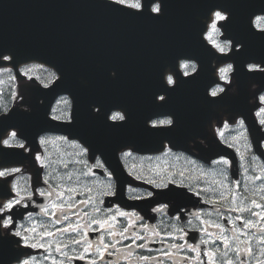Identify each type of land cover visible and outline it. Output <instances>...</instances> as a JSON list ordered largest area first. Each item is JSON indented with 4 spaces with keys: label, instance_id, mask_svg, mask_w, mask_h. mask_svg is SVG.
Masks as SVG:
<instances>
[{
    "label": "water",
    "instance_id": "1",
    "mask_svg": "<svg viewBox=\"0 0 264 264\" xmlns=\"http://www.w3.org/2000/svg\"><path fill=\"white\" fill-rule=\"evenodd\" d=\"M110 4L111 0H0V51L14 54L13 61L0 62V67L12 65L21 75L22 63L38 61L59 75L48 87H32L28 98L0 116V166L25 162L15 156L17 149L2 145L12 128L36 144L45 131L69 132L110 157L117 151V132L124 133L122 142L129 135L128 142L144 150L166 139L186 149L195 136L207 135L200 129H206L213 107H243L232 102L241 100L236 96H210L218 82L216 64L234 62V77L246 102L251 98L250 79L264 84V72L246 68L248 62L264 65V33L254 24V18L264 14V0H163L164 14L158 19L128 15ZM217 10L228 13V21L220 26L223 37L232 41L229 54L218 52L205 37ZM182 59L195 60L197 71L184 76ZM169 72L176 85L167 84ZM62 94L73 100L74 122L69 125L49 116ZM162 94L166 98L159 101ZM94 105L102 115L93 116ZM116 108L127 111L129 118L110 122ZM159 114L172 115L174 124L148 127V120ZM245 118L254 128V117L246 112ZM8 194L9 186L0 181V197ZM19 254L15 239L3 236L0 229V264H12Z\"/></svg>",
    "mask_w": 264,
    "mask_h": 264
},
{
    "label": "flooded vegetation",
    "instance_id": "2",
    "mask_svg": "<svg viewBox=\"0 0 264 264\" xmlns=\"http://www.w3.org/2000/svg\"><path fill=\"white\" fill-rule=\"evenodd\" d=\"M227 49L228 47L225 48ZM228 65L231 64H226L221 68H226ZM250 66H253V69L264 70L258 64L252 63L249 64V68ZM221 75V83L215 86L213 91L221 87L226 89L228 84H233L231 91L236 93L232 68L231 81H228L225 73ZM259 87L254 83L251 89L254 98L250 102L254 105L253 113L256 118L254 128H250L248 121L245 120L244 112L247 107H232L235 108L232 111H229L230 107H213L210 118L212 120L207 121L209 130L200 129L201 133H208V135L192 139L186 149L172 146L168 140L163 143V149L158 152H139L132 146L116 144L113 150H117V154L113 152V156L110 157L108 152H102L99 146L96 145V148L91 150L80 139L66 134L47 133L41 136V138L50 140L51 143L44 146L39 145L35 148V155L39 152L45 158L44 162L47 167L42 168L34 155V160L27 162L24 166L0 169H20L19 172L7 176L11 181V186L15 183L19 189H27L33 194L30 201H24L27 207L17 205L13 210L16 226L21 224L24 228L35 226L38 233L45 230L55 233L54 236H45L43 240H40L38 235L36 236L37 240L45 245L44 248L24 247L21 238L17 237V245L23 251L21 259L31 257L33 264H51L52 259H55L58 264L61 261L63 264H89L90 260H96L97 264H198L193 258L197 254L189 251L187 244L207 240V244L200 245L201 255L204 250L217 247L223 251L221 241L217 240V237L221 235V229L215 227V224H220L227 229L224 235L229 237L233 248L238 244L234 237L239 236V241H250L251 247L256 252L255 256L245 255L243 252L245 245L240 243L241 256L237 257L234 252L229 251V257L236 260V264H240L241 260L244 264H257V260L264 261V256L259 255V249L264 245H260L254 238L261 235L260 229L264 228V220H260L250 212L231 211L237 206L247 205L260 216H264V208H253L250 202L255 199L258 203L264 204V199H261L264 197V192L259 190L264 185V180L252 179L258 175L264 176V171H262L264 169V126L259 123L261 119H264V113L256 115L260 108H264V103L259 102V96L264 94V87L256 94ZM68 110L71 115V107H68ZM54 112L55 108L53 115ZM117 112L124 115L121 109L116 108L111 116ZM61 119L67 120L65 117ZM165 119L172 118H156L150 123ZM241 120L244 121L243 126L239 124ZM225 122L228 123L227 128L222 127ZM218 129L223 130V137L219 135ZM58 137H67V140L62 141L57 139ZM10 142L14 145L23 143L25 147L22 149L25 152H31L33 149L31 145L20 140ZM74 143L87 147L88 154L77 155L79 149L73 146ZM229 145L232 146L229 147ZM167 149L170 151L164 155ZM128 151L132 153L131 156H122V153ZM241 156L244 157L243 160ZM222 157L228 159L230 165L212 163ZM97 160L103 167L97 165ZM65 164L67 167L64 166ZM241 164L244 167H241ZM245 168H247L246 172ZM90 169V174L83 175V173H89ZM108 173L112 174L111 179ZM180 173H183V176ZM69 174L72 176L71 180L67 178ZM169 177L174 179L175 183L169 184L165 189H157L146 182L148 179L160 182L161 179L167 180ZM45 179H48L47 185L44 183ZM236 180L241 182L239 188L235 186ZM181 182L183 186L178 187L177 185ZM109 183L114 194L104 195L103 193L108 191ZM57 185L62 187L57 188ZM66 188H74L75 191H64ZM87 188H91L92 191H86ZM37 189L45 191L56 189V191L53 192L51 198H48L40 196ZM60 191H64L62 200L57 199V192ZM149 191L154 193L151 198H131L146 197ZM197 192L199 195L196 194ZM221 194L225 199L220 200ZM69 197H71L70 200ZM90 198V203H80ZM51 201L66 202L65 211L69 215L67 221L61 219L59 224L55 223V217L51 216L53 211ZM210 201L219 202L211 203ZM68 204L73 205L70 211L67 208ZM162 204H167L168 207L161 212L153 211ZM44 206L49 208V215L41 211ZM94 208H99L100 211L95 212ZM117 208L129 213L135 212L142 217L141 220H135L134 217L124 218L117 215L118 222H115V232L118 233L125 226L132 225L123 237L109 235L112 229L106 225L91 224L93 219L101 220L116 215ZM29 213L32 215L29 216ZM197 213L199 219H197ZM63 214V212L58 213L60 216ZM238 215L256 222L255 228L250 231L245 230L248 231V235H240L239 232L232 230L233 224L229 221H234L238 228L241 226L239 221H235ZM201 221H207V223H201ZM69 224L81 225L79 232L56 231ZM84 225L90 226L84 227ZM181 228L184 232L177 231ZM20 230L22 235L29 237L36 235L31 232L25 233L23 229ZM3 231L13 236L11 230L3 229ZM80 233H86V238L93 244L91 254L86 255L84 260L78 258L84 254V245L71 243L72 239L81 238ZM137 235L143 236L144 239H137ZM101 238L104 243L114 245L104 253L103 259L96 254V246L100 244ZM213 241L216 243L213 244ZM49 244L52 245L51 248L48 247ZM57 244L68 245L62 248L67 256L56 252ZM140 244L144 247H137ZM179 244H183L184 247H172V245ZM129 245H131L130 248ZM166 252L169 255H164ZM141 256H150L153 259L144 261L140 259ZM13 264H17V261Z\"/></svg>",
    "mask_w": 264,
    "mask_h": 264
},
{
    "label": "snow or ice",
    "instance_id": "3",
    "mask_svg": "<svg viewBox=\"0 0 264 264\" xmlns=\"http://www.w3.org/2000/svg\"><path fill=\"white\" fill-rule=\"evenodd\" d=\"M112 5L117 6L115 10L117 11H121V12H125L128 15H136V16H144L147 15L152 19H158L160 16H162L164 14V9H163V0H111V4L109 5V7H111ZM213 15V20L211 23V29L213 31H218L217 28V22L219 21H224L227 22L229 17L225 16L222 14V11H214ZM255 26L258 28V30L261 33H264V15L261 16H256V20H255ZM228 45L226 44L225 47H227ZM216 47L219 48L220 52H224L225 47H220L219 45H216ZM14 60V54L12 53H5L4 51H0V62H5V61H13ZM181 67L183 69H188L189 67H191L192 72L194 73L196 71V65L192 64L189 65L187 63H184L181 65ZM232 65H228L226 68H220V72L221 74L227 73L229 70H231ZM249 70H253V66H250ZM3 71H10V69H3ZM27 71H30V69H28ZM27 71L24 72V74H27ZM184 75H189V73L187 71L184 72ZM175 80L173 78L172 75H168L167 76V84L168 85H175ZM44 87H48L47 84L44 85ZM225 89L223 87L219 88L218 90H214L210 93V95L212 97H216L218 95V93H222L224 92ZM159 100L164 101L165 97L164 96H159L158 97ZM259 102L260 103H264V94L259 96ZM63 103L67 104L68 101H63ZM97 111H99V109H97ZM261 113H264V108H260L259 111L256 113L257 116H259ZM54 119H59V117H54ZM65 119L67 120H71V115L70 114H65ZM110 119L112 121H124L125 120V115L117 112L114 113ZM173 120L172 119H165V120H160V121H155L152 123V127L153 128H163V127H170L173 125ZM244 121L241 120L239 122L240 126H243ZM259 123L264 126V119H261L259 121ZM223 128H227L228 127V123L225 122L222 126ZM219 135L221 137H223L224 133L222 129H218ZM17 133L15 131L11 132L9 135V138L7 139H3L2 140V144L5 147H13V146H18L20 148H24L25 145L23 143H18V144H13L10 141H14L16 139ZM57 139L62 140V141H66L67 137H58ZM39 143L41 146L47 145L49 143H51L50 140L45 139V138H41L39 140ZM74 147H76L77 149H79L77 155L80 156H85L88 154L89 149L87 147H84L81 144H73ZM232 145H229V147H231ZM168 151H170V149H167L164 153V155L168 154ZM132 153L130 151L128 152H124L122 153V156L124 157H128L131 156ZM244 157L241 156V160H243ZM35 160L37 162L40 163V166L42 168L47 167V165L45 164L44 160L45 158L38 152L35 155ZM212 163L214 164H224V165H230V161L228 159L225 158H221L220 160H216V161H212ZM97 165L100 167H103V165L97 160ZM65 167H67V165H64ZM159 167V166H157ZM241 167H244L243 164H241ZM20 169L18 168H13L11 170H0V178H5L9 175H11L12 173L15 172H19ZM161 171H163V169H161ZM247 171V168H245V172ZM262 171H264V169H262ZM91 173V169L89 170V173H83V175H88ZM181 176H183V173H180ZM112 174L108 173V177L109 179H111ZM69 180L72 179V176L69 174L67 177ZM227 178V177H225ZM137 179H139V177H137ZM252 179L254 180H264V176H256L253 177ZM147 183L153 185L155 188L157 189H165L169 186V184L175 183V180L172 179L171 177H169L167 180L165 179H161L160 182H157L155 179H148L146 181ZM44 183L47 185L48 184V179L44 180ZM240 181L236 180L235 181V186L237 188H239L240 186ZM178 187L183 186L182 182L181 184L177 185ZM62 187L61 185H57V188ZM111 184H108V191L103 193L104 195H111L114 194L111 191ZM260 191L264 192V185H262L259 189ZM37 193L42 196V197H48L51 198L53 195V192L56 191V189H52L50 191H45L43 189H37L36 190ZM64 191L67 192H74L75 189L74 188H66L64 189ZM64 191H60L57 192V199L62 200L64 197ZM86 191L91 192L92 189L91 188H87ZM23 193V194H22ZM197 195H199V192L196 193ZM32 193L28 192L27 189H19L18 186L13 183L11 186V191L9 192L8 196L2 200H0V229H8L11 230V233L13 236L16 237H20L21 240L23 241V246L24 247H30V248H44L45 245L43 243H40L39 240H37L36 236L38 235L40 237V240H43L45 236H54L55 233L52 231H47L45 230L44 232H37V228L35 226L33 227H29V228H24V226L21 224L19 226H16L15 224V220H14V212L13 210L17 207V205H21L24 207H27V204L24 203V201H30L32 199ZM154 193L152 191L147 192L146 197H140V196H134L131 197L132 199H144V198H151L153 197ZM235 195V193L233 194ZM69 200L71 199V197L68 198ZM225 199V197L223 196V194H221L220 196V200ZM244 199H247V197H244ZM261 199H264V197H261ZM90 200H85V201H80L81 204H88L90 203ZM211 203H218L219 201H210ZM251 205L253 208H264V204H260L258 203L255 199H252L251 201ZM65 203L66 202H62V203H56L55 201H51V207L53 209V211L51 212V216L55 217V223L59 224L61 222V219L67 221L69 219V215L67 214V212L65 211ZM73 205L72 204H68L67 208L70 211L72 209ZM168 207L167 204H162L157 208H154L153 211L154 212H161L164 209H166ZM41 211L45 214V215H49V208L47 206H44L41 208ZM93 211L95 212H99L100 209L99 208H94ZM109 211H111L109 209ZM231 211H237L240 213L243 212H250L253 216H257L259 217L260 220H264V216H260V214L258 212H254L252 210V208H249L247 205H240L237 206L236 208H232ZM63 212L64 214L62 216L58 215V213ZM6 213H9L8 215H6ZM29 216H31L32 214L29 213ZM85 215H88L87 213H85ZM117 215L119 217H124V218H128V217H134L135 220H141L142 217L138 216L135 212L129 213L126 211H122L119 208H117L116 210V215H112L109 217H106L104 219L101 220H97V219H93L91 221V224H96V225H100V226H108L109 229H112L111 231H109V235H119L121 237L124 236L125 233L128 232L129 227H131L132 225L129 224L128 226H125L120 232H115L114 228H115V222L117 221ZM197 219H199V214L197 213ZM235 221H239L240 222V227H236L235 222L234 221H229L230 224H233V231L234 232H239L240 235H248V231H250L251 229L255 228L256 222H254L252 219H245L243 216L238 215L235 217ZM201 223H207V221H201ZM90 225H84V227H89ZM42 227H45L42 225ZM145 227H148L147 225H145ZM216 228L221 229V235L217 237V240H220L222 245H223V251H221L220 248H213V249H208V250H204L202 252L201 255V248L200 245L201 244H207L208 241L207 240H201L199 243H195V244H187V248L189 251L196 253L197 255L195 257H193L195 260H197L198 264H236V260H234L233 258L229 257V251L234 252L236 254L237 257L241 256V249L239 247V244L242 243L245 245V248L243 250L245 255L248 256H255L256 252L253 250V248L251 247V242L250 241H239V236L234 237L235 240L238 241V244L235 248H233L232 243L229 240V237L224 235V232L227 230L225 228L222 227V225L220 224H215ZM81 228V225L76 224V225H72L69 224L66 227H64L63 229H56V231H60V232H64V233H68L69 231L71 232H79ZM20 229H23V232L27 233V232H31V233H35L36 235H33L32 237H29L27 235H22V231ZM248 230V231H245ZM177 231L180 232H184V229H177ZM261 235H259L258 237H254L255 239H257L258 243L260 245H264V228L260 229ZM87 234L86 233H80V239H72L71 243L76 244V245H84L83 248V253L81 254L78 258L81 260L85 259L86 255H90L91 252L90 250L93 248V244L86 238ZM137 239H144L143 236L137 235L136 237ZM183 238V237H181ZM213 244L216 243V241L212 242ZM49 248L52 247L51 244L48 245ZM68 247V245H61V244H57L55 246V250L57 253H61L62 255L67 256V253H64L62 251V248H66ZM110 247H114V245L111 244H107L104 243L103 238H101L100 240V244L96 246V254L103 259L104 253L107 252V250ZM129 248L131 247V245L128 246ZM137 247H141L143 248L144 245L140 244L137 245ZM172 247L175 248H183L184 245L183 244H179V245H172ZM129 255H131V253H129ZM164 255H169V253H164ZM259 255L264 256V247H261L259 249ZM46 259L48 257H45ZM193 258H189V259H193ZM69 259H72V257H69ZM141 260L144 261H149L151 259H153V257L150 256H141L140 257ZM17 264H33V258L29 257L27 259H20L17 261ZM51 264H58V262L55 259H52ZM59 264H63V262H59ZM89 264H97L96 260H90ZM240 264H244V261L241 260ZM257 264H264V261L261 260H257Z\"/></svg>",
    "mask_w": 264,
    "mask_h": 264
},
{
    "label": "rangeland",
    "instance_id": "4",
    "mask_svg": "<svg viewBox=\"0 0 264 264\" xmlns=\"http://www.w3.org/2000/svg\"><path fill=\"white\" fill-rule=\"evenodd\" d=\"M223 15H225V14H223ZM220 22H222V21L217 22L218 31H213L211 29V26H210V30L207 33V35H208V37L210 39H213V43L215 45H219L220 47H225V45H226L225 41L221 39L222 31H221V28L218 25ZM262 26H264V25H262ZM227 47H229V46H227ZM227 47H225V48H227ZM185 63H187L189 65L195 64L193 62H185ZM43 68H45V67L41 66L40 64H36V63L35 64L31 63V64L24 65L22 67L23 72H25L28 69H30V71H27L28 79L26 81L27 82L30 81L29 76H35L37 79L39 77L41 82H45V83H48V84L53 82L55 80V78H56V74L52 70H50L48 68H46L47 70H44ZM186 70H191V67H189ZM230 71L231 70H229L227 73H225V75L228 77V81H231ZM21 83H22V81H20V79H16V86H15L16 103H18L22 99V91L20 89V84ZM63 101H68V103L65 104V103H63ZM55 107L56 108H55L54 115L56 117H59V118L65 117V114H69L68 107H71L70 98L67 97V96L62 97L58 101V103H57V105ZM19 140L20 139L18 138V136H16V139L14 141H19Z\"/></svg>",
    "mask_w": 264,
    "mask_h": 264
},
{
    "label": "trees",
    "instance_id": "5",
    "mask_svg": "<svg viewBox=\"0 0 264 264\" xmlns=\"http://www.w3.org/2000/svg\"><path fill=\"white\" fill-rule=\"evenodd\" d=\"M5 73L7 71L0 69V114L8 110L15 103V82L10 79L1 80V75Z\"/></svg>",
    "mask_w": 264,
    "mask_h": 264
}]
</instances>
